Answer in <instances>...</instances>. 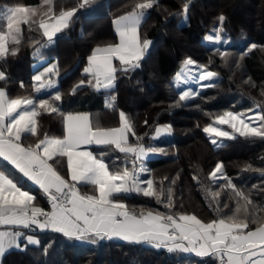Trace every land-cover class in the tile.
Masks as SVG:
<instances>
[{"label":"trees","instance_id":"obj_1","mask_svg":"<svg viewBox=\"0 0 264 264\" xmlns=\"http://www.w3.org/2000/svg\"><path fill=\"white\" fill-rule=\"evenodd\" d=\"M40 0H0V7L37 5ZM81 0H55V11L76 8ZM186 0H158L140 28L142 39L152 41L140 67L127 73L117 72L115 88L96 91L85 85L71 94L73 87L88 78L82 73L87 57L97 46L114 44L116 34L112 21L132 11L135 5L111 10L108 0H94L79 8L70 26L57 34L55 43L33 55L29 40L46 41L39 31L29 33L25 26V42L16 56L0 60V71L7 75L0 88L10 97L36 98L32 88L33 76L46 66H59L58 87L62 101L55 102L62 111L88 113L94 125L105 128L120 126L119 113L124 112L132 123L135 136L130 143L145 147L162 148L156 158L140 161L147 173L141 179L164 180L165 190L171 185L174 208H163L150 198L132 194L126 202L137 209L143 207L160 212L195 214L205 222L230 212L235 199L229 189L221 191L217 201L208 190L217 191L225 181L213 183L210 173L217 164L237 189L243 190L253 205L264 206V141L226 140L215 147L203 131L212 117L225 111L254 115L264 111V0H191L184 24L183 6ZM226 17L225 31L219 45H209L204 40L219 23L218 16ZM255 45V47H251ZM217 49L220 51L218 52ZM229 51L227 57L220 52ZM191 58L209 71L220 76L216 87L199 92L195 99L179 101L183 90L175 86V77L186 59ZM44 63L36 66L38 60ZM21 83L24 85L21 88ZM114 97L113 107H107L109 96ZM38 135L30 143L44 136L62 138L63 118L56 113L42 112L38 117ZM170 125L172 131L153 139L158 126ZM93 154L109 165L110 171L131 167V158L103 146L91 147ZM60 159V158H58ZM61 175L67 178L66 158L60 163L51 161ZM251 165L252 169L245 171ZM0 171L11 178L21 175L0 159ZM197 179H193V177ZM23 186L37 196L36 203L45 209V198L38 189L25 180ZM91 188L82 187V191ZM227 202L228 207L224 208ZM254 228L255 225H252ZM40 240L39 246L28 245L24 251L10 250L0 264H206L211 258H201L193 253H167L163 249L148 248L114 240L96 244L69 240L53 232L32 233ZM50 245V247H49ZM46 249V253L44 251ZM215 264V262H212Z\"/></svg>","mask_w":264,"mask_h":264},{"label":"snow or ice","instance_id":"obj_2","mask_svg":"<svg viewBox=\"0 0 264 264\" xmlns=\"http://www.w3.org/2000/svg\"><path fill=\"white\" fill-rule=\"evenodd\" d=\"M93 2L81 0L76 8L59 13L55 11V0H40L37 5L0 7V60L19 53L25 42V26L29 33L39 31L46 38L44 43L29 40L33 46L39 45L34 47L33 55H36L41 48L55 43L57 34L70 26L79 8ZM157 2L141 0L132 11L113 21L119 42L93 49L84 68L88 79L79 81L71 94L85 85L96 91H109L115 88L118 71L127 73L140 67L139 62L152 44L151 40L142 39L140 28L148 10ZM190 3L191 0H186L183 6L186 19ZM217 19L219 23L213 28V34L205 37V41L214 44L221 43V33L225 31L226 17L221 14ZM229 54L227 50L220 52L222 58ZM216 75L203 66H196V62L188 58L175 78V86L213 81ZM58 78L59 66L56 64L38 70L32 78V88L38 94L36 98L10 97L0 88V157L21 174L17 179L0 171V261L11 249L24 251L28 245L39 246L40 240L32 233L50 231L89 244L118 239L128 244L165 249L169 253H194L201 258H211L206 264H264V206L253 205L250 196L237 189L222 171V163L216 165L210 179L214 184L218 180L225 181V184L219 185L217 191L209 189L208 195L217 201L216 210L219 212L221 191L229 189L235 206L210 222L195 214L130 207L126 201L136 194L154 200L165 209L174 208L171 185L175 180L170 181L165 190L167 177H164L157 187L154 178L141 179L148 170L138 164L149 153H163L164 150L130 143L129 134L135 136V132L122 111L119 113L120 126L111 128L98 123L94 125L88 113L62 111L55 103L62 101L63 96ZM6 80V73L0 71V81ZM201 86L216 87V84ZM198 95L199 91L187 88L180 92L179 101H189ZM113 102L114 97L110 95L106 106L113 107ZM42 112L59 114L63 118L65 134L62 138L44 136L30 143L38 135V117ZM221 125L231 131L218 127ZM171 131V126L167 125L158 128L156 134L160 136ZM203 131L212 137L214 145H218L216 138L264 141V111L254 115L225 111L212 117V122ZM88 145L111 148L124 154L125 158L130 157L131 167L127 166L126 159L121 171H110L107 163L86 150L84 146ZM64 158L69 179L50 163H60ZM249 169H252L251 165L244 170ZM25 178L38 186L50 210L40 207L36 203L37 196L25 190ZM82 187L91 188L92 194L82 192ZM223 207H228L227 202ZM21 240L25 242L23 245ZM44 251L46 253V249Z\"/></svg>","mask_w":264,"mask_h":264},{"label":"crops","instance_id":"obj_3","mask_svg":"<svg viewBox=\"0 0 264 264\" xmlns=\"http://www.w3.org/2000/svg\"><path fill=\"white\" fill-rule=\"evenodd\" d=\"M138 2H141V0H108V6H109V8L111 9V10H115V9H119V8H123V7H125V6H128V5H136V3H138ZM147 15H148V13H147ZM147 15H146V17H147ZM118 18V17H117ZM116 19V18H115ZM114 19V20H115ZM146 19V18H145ZM113 20V21H114ZM113 21H112V28H113V31H114V33L116 34V32H115V25H114V23H113ZM119 42V38H118V36L116 35V42L115 43H118ZM103 46H105V45H103ZM150 47V46H149ZM149 47H148V49L146 50V52H145V55H144V57L146 56V54H147V52H148V50H149ZM93 51V50H92ZM92 53V52H91ZM90 53V54H91ZM89 57V56H88ZM88 57H87V59H88ZM87 59H86V63H85V65L83 66V68H82V73L84 74V68L87 66ZM116 64H118V61L117 62H115ZM179 72V71H178ZM101 90H103V89H101ZM196 91V90H195ZM117 127H119V126H117ZM160 127H162V126H158L157 128H156V130L158 129V128H160ZM64 134H65V132H64ZM130 135V134H129ZM166 135H168V134H163V135H160V136H157V134H156V131H155V133H154V135H153V139H159L160 137H162V136H166ZM98 147V145H88V146H84L85 148H86V150H89V151H91L92 152V150H91V147ZM93 153V152H92ZM94 155V154H93ZM157 157V155L155 154V153H149L148 154V156L145 158V159H143L142 161H146V160H150V159H153V158H156ZM0 159L1 160H3L5 163H7L10 167H12L13 169H15L14 168V166H12L9 162H7V161H5L2 157H0ZM16 170V169H15ZM17 172H18V170H16ZM19 173V172H18ZM19 175H21L20 173H19ZM67 176H68V173H67ZM70 177L68 176L66 179H69ZM27 183H29L30 185H32V186H34V187H36L37 189H38V191H39V193H40V190H39V188H38V186H35V185H33L30 181H27V179L25 178L24 179ZM24 187V186H23ZM25 188V190H28L26 187H24ZM31 192V191H30ZM82 192H84V191H82ZM92 192H93V190L92 189H89V190H87V191H85L84 193H86V194H92ZM32 193V192H31ZM33 194V193H32ZM41 194V193H40ZM48 210H50V208H48ZM36 237V236H35ZM114 241H117V242H123V243H126V242H124V241H120V240H118V239H113ZM25 242L23 241V240H21V244L23 245ZM141 245H143V246H145V247H148V248H152L150 245H144V244H141ZM155 249V248H154ZM11 250H17V249H11ZM10 251V250H9ZM194 254V253H193Z\"/></svg>","mask_w":264,"mask_h":264},{"label":"rangeland","instance_id":"obj_4","mask_svg":"<svg viewBox=\"0 0 264 264\" xmlns=\"http://www.w3.org/2000/svg\"><path fill=\"white\" fill-rule=\"evenodd\" d=\"M186 21H187V19L184 18V19H183V23L185 24ZM212 34H213V33H211L210 35H212ZM204 41H205V40H204ZM205 42H206L207 44H209V45L214 44V43L207 42V41H205ZM215 45H219V44H215ZM193 61H194V60H193ZM43 63H44V60H43V59H40V60L37 61L36 66L38 67V66L42 65ZM49 66H51V65H49ZM196 66H202V65L196 63ZM183 68H184V63H183V65L181 66V68H180V70H179V72H178L177 74H179V73L183 70ZM42 70H43V68L40 69L39 71H42ZM206 70H207V69H206ZM207 71H209V70H207ZM176 76H177V75H176ZM175 78H176V77H175ZM219 78H220V76L217 74L213 81H202L200 84H196V83L184 84V83H181V84H180V87L183 88V90H184V89H187V88H191V89L194 90V91L196 90V91H199V92H200V91H202V90L208 88V87H202L201 85H207L208 83H215L216 80H218ZM175 84H176V80H175ZM234 113H237V112H234ZM218 127H221L223 130L231 131L230 129L227 128L226 125H221V126H218ZM207 135H208V134H207ZM208 136H209V135H208ZM210 139L212 140V137H210ZM216 139H217V141H218V145H219V146H221V145L226 141V139H223V138H216ZM218 145H214V146H215V147H219ZM222 171H223V168H222ZM218 175H219V174H218ZM137 210H139V209H137Z\"/></svg>","mask_w":264,"mask_h":264},{"label":"built area","instance_id":"obj_5","mask_svg":"<svg viewBox=\"0 0 264 264\" xmlns=\"http://www.w3.org/2000/svg\"><path fill=\"white\" fill-rule=\"evenodd\" d=\"M45 203H46V205H47V207H50V205L47 203V201H46V199H45ZM46 210H48V209H46ZM166 251V250H165ZM167 252V251H166ZM168 253V252H167Z\"/></svg>","mask_w":264,"mask_h":264}]
</instances>
